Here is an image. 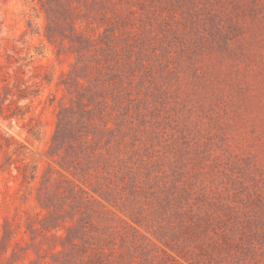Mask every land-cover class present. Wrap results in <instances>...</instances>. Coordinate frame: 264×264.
Here are the masks:
<instances>
[{
  "label": "rangeland",
  "instance_id": "rangeland-1",
  "mask_svg": "<svg viewBox=\"0 0 264 264\" xmlns=\"http://www.w3.org/2000/svg\"><path fill=\"white\" fill-rule=\"evenodd\" d=\"M57 1L0 0V97L53 77L0 115V264H264V0Z\"/></svg>",
  "mask_w": 264,
  "mask_h": 264
},
{
  "label": "trees",
  "instance_id": "trees-1",
  "mask_svg": "<svg viewBox=\"0 0 264 264\" xmlns=\"http://www.w3.org/2000/svg\"><path fill=\"white\" fill-rule=\"evenodd\" d=\"M93 4L97 5L99 4V2L97 0H93ZM56 8H57L56 9L57 11L61 12L62 17L64 18L65 23H66L65 26H68L69 28L71 27L72 30H75L76 28H75V25L73 24L74 23L73 22L74 21L73 12L74 10L78 9L79 6H74L72 2H69V0H66L64 2L57 1ZM98 13L101 15L102 20L108 19L106 11L101 10ZM60 27L63 28L62 25ZM89 29L91 30V33L93 34H90L87 36V35H84L82 32H80L79 34L76 35V40L78 42V45L80 46L81 53L90 54L91 55L90 58L94 60V64L89 63L87 66V69L90 70L91 72L93 70L99 71L100 69L98 66L100 63L98 62V58L95 57V54L97 52H100L102 57H104L105 48L102 46L104 41L101 38L95 39L93 37L96 32V29L93 26H90ZM52 33L54 32H52L51 29L50 30L48 29V31L45 34L46 37L51 42L53 41ZM97 45H99V47ZM105 45H106V42H105ZM16 59L14 61H16V63H19V61ZM6 61L8 62V65L14 64L13 60L9 57L6 59ZM26 67H30L33 70L32 74L29 76V80H32L33 82L31 85L25 84L24 87H21L20 84H22L23 82V85H24V82H26L24 76L30 72L26 69ZM41 68H43V66L36 64V61L32 59L26 62L23 65V67L20 65L15 70L16 74H15V84L14 85H15V88H17V90L13 91V89H11L8 84L3 86V89L5 92H4L3 97H0V115H3L6 119H15L17 117L24 118L27 113L31 112L30 109L28 110V108L30 107H26V105L21 106L20 103L24 100H30V103H32L33 99L35 97H38V95L40 94L39 84L42 85L45 82L47 85H51L53 82L52 76H49L47 73L43 75L41 74L40 72ZM4 81H8V80H4ZM24 108H27V109H24ZM14 153L17 154L18 152L16 151ZM18 156H19V153H18ZM17 169L18 171H21L20 167H17ZM20 173L23 178L22 182L31 183L36 177L35 168H33V170L28 172V167L26 166L24 169V172H20Z\"/></svg>",
  "mask_w": 264,
  "mask_h": 264
}]
</instances>
